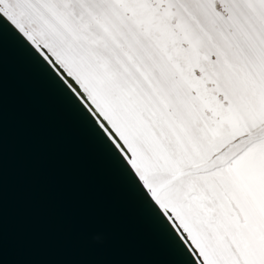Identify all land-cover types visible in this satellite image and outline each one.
Returning <instances> with one entry per match:
<instances>
[{"label":"snow or ice","instance_id":"snow-or-ice-1","mask_svg":"<svg viewBox=\"0 0 264 264\" xmlns=\"http://www.w3.org/2000/svg\"><path fill=\"white\" fill-rule=\"evenodd\" d=\"M181 264H264V0H0Z\"/></svg>","mask_w":264,"mask_h":264},{"label":"water","instance_id":"water-1","mask_svg":"<svg viewBox=\"0 0 264 264\" xmlns=\"http://www.w3.org/2000/svg\"><path fill=\"white\" fill-rule=\"evenodd\" d=\"M0 264H181L92 125L2 16Z\"/></svg>","mask_w":264,"mask_h":264}]
</instances>
